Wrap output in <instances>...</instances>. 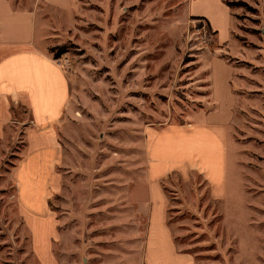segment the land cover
Masks as SVG:
<instances>
[{
  "label": "rangeland",
  "instance_id": "1",
  "mask_svg": "<svg viewBox=\"0 0 264 264\" xmlns=\"http://www.w3.org/2000/svg\"><path fill=\"white\" fill-rule=\"evenodd\" d=\"M8 1L36 12L40 51L55 60L53 48H65L58 59L67 60L60 66L71 96L48 201L52 264L143 263L151 129L202 122L216 110L225 73L217 59L231 66L236 96L232 108L217 107L228 120L225 186L213 194L196 172L170 175L161 183L165 223L194 264H264V0H223L231 23L221 46L206 21L189 15L218 14L215 0H71L64 11ZM13 107L0 144V264H42L35 250L46 253L44 228L27 227L11 179L28 123V111Z\"/></svg>",
  "mask_w": 264,
  "mask_h": 264
},
{
  "label": "crops",
  "instance_id": "2",
  "mask_svg": "<svg viewBox=\"0 0 264 264\" xmlns=\"http://www.w3.org/2000/svg\"><path fill=\"white\" fill-rule=\"evenodd\" d=\"M0 1L3 3V13H0V144L14 123L11 107L20 104L28 111V123L21 124L24 150L12 169L11 179L27 227L33 233L35 226L44 228L46 253L43 256L36 250L35 253L42 264H52L50 241L55 236L56 220L48 201L57 190L55 167L62 151L58 128L71 88L62 67L36 45V12L15 9L8 0ZM44 2L63 11L71 4V0ZM215 5L218 14L198 8L189 15L203 18L216 33L217 44L221 46L229 38L231 13L223 0H215ZM224 26L227 33L219 38V29ZM217 61L225 66L224 86L218 95L219 101L212 99L223 106V111L232 108L236 96L231 86V66L223 60ZM218 106L202 122L151 129L146 148L148 228L142 264H194L189 254L176 251L167 230V197L161 183L174 173L189 171L201 176L213 194L223 190L227 178L223 130L228 120H221L223 116Z\"/></svg>",
  "mask_w": 264,
  "mask_h": 264
},
{
  "label": "trees",
  "instance_id": "3",
  "mask_svg": "<svg viewBox=\"0 0 264 264\" xmlns=\"http://www.w3.org/2000/svg\"><path fill=\"white\" fill-rule=\"evenodd\" d=\"M195 19L205 21L203 18H195ZM213 34L215 35L216 33L213 32ZM52 52L54 53V58L56 60V59L60 58L62 55H64L65 48H64V46H58V47L53 48ZM11 111H12V113H14V107H11Z\"/></svg>",
  "mask_w": 264,
  "mask_h": 264
},
{
  "label": "built area",
  "instance_id": "4",
  "mask_svg": "<svg viewBox=\"0 0 264 264\" xmlns=\"http://www.w3.org/2000/svg\"><path fill=\"white\" fill-rule=\"evenodd\" d=\"M199 21H203V20H199ZM55 61H56L59 65H61L62 62H64V64L67 63V60H64V61H63L62 59H56Z\"/></svg>",
  "mask_w": 264,
  "mask_h": 264
}]
</instances>
